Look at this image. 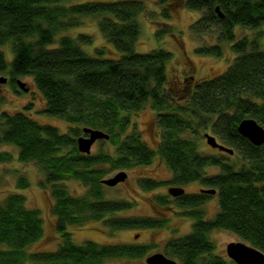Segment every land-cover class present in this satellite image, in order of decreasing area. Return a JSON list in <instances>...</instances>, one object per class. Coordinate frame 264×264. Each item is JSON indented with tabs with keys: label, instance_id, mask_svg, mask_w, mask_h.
Returning <instances> with one entry per match:
<instances>
[{
	"label": "trees",
	"instance_id": "trees-1",
	"mask_svg": "<svg viewBox=\"0 0 264 264\" xmlns=\"http://www.w3.org/2000/svg\"><path fill=\"white\" fill-rule=\"evenodd\" d=\"M71 1L0 0V46L11 44L13 51L9 62L0 48V74L9 69L5 76L14 88L18 77H32L45 99L44 111L71 124L61 131L25 111H2L0 97V147L13 145L19 161L38 165L44 175L41 184L50 189L54 225L61 237L54 250H30L44 235L42 215L38 208L27 206L24 194L11 192L0 202V264H106L109 258H143L151 245L90 240L78 244L69 228L92 220L112 231L167 224L161 216L120 215L134 202L107 199L102 183L116 169L147 165L156 157L167 165L171 177H143L144 190L162 185L184 188L198 182L216 189L219 203L218 212L208 218L199 208L211 197L208 194L186 193L175 200L157 196L158 205L174 203L193 219L189 233L166 242L170 257L181 264H236L215 251L210 239L215 229L231 231L264 252V144L255 145L238 131L245 118H254L264 127V0H157L160 16L166 20L160 32H174L168 21L180 9L198 11L201 15L192 23V33L202 36L217 28L218 42L198 46L197 52L221 57L223 45L229 44L236 55L222 74L194 82L191 89L180 88L179 96L168 83L172 53L164 48L135 51L138 19L147 13L143 0ZM156 15L148 13L154 22ZM89 16L97 19L103 37L121 53L118 57H112L115 53L107 47L90 54L83 45L92 42L91 36L65 33ZM238 26L255 35L238 37ZM180 101L185 104L178 105ZM146 105L156 111L162 129L156 148L130 120L133 111ZM85 127L106 132L109 138L98 141L109 144L111 152L103 148L95 154L81 152L78 138L85 135ZM208 128L234 149L233 154L220 152L238 154L240 162L200 152V131ZM15 157L12 151L0 149V163ZM214 166L219 171L208 173L206 169ZM68 180L79 181L87 190L72 193ZM17 182L19 189L30 185L23 174Z\"/></svg>",
	"mask_w": 264,
	"mask_h": 264
},
{
	"label": "rangeland",
	"instance_id": "rangeland-1",
	"mask_svg": "<svg viewBox=\"0 0 264 264\" xmlns=\"http://www.w3.org/2000/svg\"><path fill=\"white\" fill-rule=\"evenodd\" d=\"M88 0H72L71 3L84 2ZM147 5V13L140 16L138 21L140 24V35L135 45V51L139 53H147L156 48H164L172 53V58L167 63L168 83L171 88L177 89L179 96L180 88L185 86L191 87L194 82L202 79H208L222 74L232 63L235 53L230 49L229 44L223 45V55L216 57L214 55H204L197 52V47L205 44H217V28L213 32L206 33L202 36L196 35L191 31V25L201 15L198 11H192L186 8L180 9L174 14L173 19L168 22L171 24L174 32L164 33L160 32L163 28V18L160 16V6L157 0H143ZM155 12L156 21L154 22L148 13ZM216 31V32H215ZM237 36L241 37L247 35L252 37L255 35L253 31L247 30L245 34L244 29L236 27ZM65 33L72 37H77L79 34H86L92 37L90 44L83 45V49L90 54H95L97 48L107 47L110 53H115L116 58L121 53L113 50L110 43L106 41L98 28L97 19L93 17H83L80 26L73 27ZM60 36V35H59ZM58 36V37H59ZM264 41V38H262ZM5 52L9 62L12 61L13 51L11 44L0 46ZM106 55V54H105ZM9 74V69L6 74ZM8 76V75H7ZM193 77L187 82V79ZM20 80L27 84L29 91H24L18 86L15 88L10 83L0 84V97L2 98V111H25L28 115L43 124H52L57 126L61 131H67L71 125L64 119L48 115L44 111L45 99L40 90L35 85L33 78L30 76H20ZM191 89V88H190ZM176 95V96H177ZM180 100V98H178ZM176 102V100H175ZM185 101H180L178 105H184ZM30 104V109L25 107ZM130 120L137 129L141 132L143 139L153 148L159 144L161 140L162 129L158 126L156 111L151 105H146L144 108L133 111L130 115ZM130 129V128H129ZM201 137L199 142V150L202 153L217 154L229 157L231 162H240L238 154L228 155L222 154L219 149L213 148L207 143L206 134L216 136L210 128L200 131ZM218 142L222 143L218 136ZM223 144V143H222ZM101 148L107 152H111L112 148L109 144H101L97 141L91 149L93 154L97 153ZM1 150L12 151L15 154V159L11 162L0 163V202L11 192H20L27 198V206L29 208H38L43 219L44 235L43 237L29 246L32 251L54 250L60 243L61 237L55 229V217L52 213L53 199L51 197L50 189L43 187L41 182L44 175L40 171L38 165L34 162H22L17 158L18 149L13 145H2ZM208 173H216L219 171L218 167H209L206 169ZM120 171L127 173V178L115 186H108L105 184V193L107 199L122 200L127 199L134 202L131 209L126 212H121L120 215L128 217H165L168 222L163 227L152 228H126L117 231L110 230L101 221H88L82 226H71L69 230L72 232L73 239L76 243L82 244L85 241H95L99 244H113V243H130L135 245L148 244L151 249L143 258L126 259V258H112L107 259L106 264H148L146 258L154 253L162 252L170 257L165 252V244L170 238L181 237L189 233L192 229L193 219L185 214V210L178 208L174 203L170 206L158 205V195H169L167 186H158L155 189L144 190L140 186V179L143 177H150L158 180H168L171 177V171L162 159L156 157L152 163L147 165H136L131 168L116 169L106 175V178L113 177ZM25 175L30 181V185L25 189L18 188V178L20 175ZM67 185L69 190L75 194H81L87 190L77 180H68ZM204 186L198 182L191 183L186 186L187 193L200 192V188ZM207 188V187H204ZM173 199V197H172ZM175 200V199H173ZM206 213V217L215 216L219 210L218 197H209L202 206ZM210 239L216 246V252L219 254H226V245L232 241L242 240L238 235L226 229H215L210 234ZM243 241V240H242ZM172 258V257H170ZM174 259V258H172ZM178 260L177 258H175ZM179 262V260H178ZM180 263V262H179ZM25 264H31L26 262ZM181 264V263H180Z\"/></svg>",
	"mask_w": 264,
	"mask_h": 264
},
{
	"label": "water",
	"instance_id": "water-1",
	"mask_svg": "<svg viewBox=\"0 0 264 264\" xmlns=\"http://www.w3.org/2000/svg\"><path fill=\"white\" fill-rule=\"evenodd\" d=\"M217 12L221 17L223 13L220 11L219 7L216 8ZM8 78L6 76L0 75V84L6 83ZM17 83L21 89L28 91L29 87L27 84L20 79H17ZM238 131L241 135L248 138L255 145L264 144V127L260 125L254 118H245L238 125ZM85 135L78 138L79 150L83 153H91L92 146L99 139H108L109 135L100 129H93L89 127L84 128ZM207 143L213 148H218L229 154L234 153V149L218 142L214 135L206 134ZM127 178V173L125 171H120L113 177L105 178L102 183L108 186H115L119 182L124 181ZM205 193L214 194L216 189L209 188L202 190ZM169 192L174 195H183L185 189L183 187L172 186ZM227 256L234 261L236 264H264V252L257 247L248 244L245 241H232L226 245ZM148 264H179L175 259L166 256L164 253L157 252L149 255L146 258Z\"/></svg>",
	"mask_w": 264,
	"mask_h": 264
},
{
	"label": "flooded vegetation",
	"instance_id": "flooded-vegetation-1",
	"mask_svg": "<svg viewBox=\"0 0 264 264\" xmlns=\"http://www.w3.org/2000/svg\"><path fill=\"white\" fill-rule=\"evenodd\" d=\"M97 142V141H96ZM95 142V143H96ZM94 143V144H95ZM118 184H120V182L118 183ZM117 184V185H118ZM165 186H167L166 188H167V190H168V192H169V189H170V186L171 185H165ZM204 188V187H203ZM203 188H200V192H197V193H205V192H203L202 190H203ZM184 189H185V193L184 194H186L188 191L186 190V186L184 187ZM206 189H208V188H206ZM217 192V191H216ZM191 193V192H190ZM205 194H208V195H210L211 197L212 196H217V193H214V194H209V193H205ZM169 196H170V198L172 199V197H173V199H176L177 197H179V196H181V195H178V196H174V195H172L170 192H169ZM203 206V205H202ZM202 206H200L199 208H202ZM169 207H171L170 205H169ZM162 253V252H161ZM166 255V254H165ZM176 260V259H175ZM177 262H178V260H176ZM179 263V262H178ZM180 264V263H179Z\"/></svg>",
	"mask_w": 264,
	"mask_h": 264
}]
</instances>
